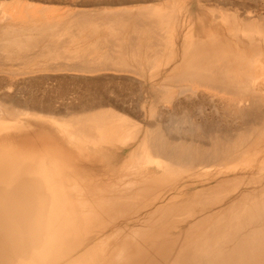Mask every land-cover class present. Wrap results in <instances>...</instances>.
Here are the masks:
<instances>
[{"label":"bare ground","instance_id":"1","mask_svg":"<svg viewBox=\"0 0 264 264\" xmlns=\"http://www.w3.org/2000/svg\"><path fill=\"white\" fill-rule=\"evenodd\" d=\"M200 1L100 0L106 10L49 31L52 47L35 57L20 53L45 39L34 37L38 31L30 39L28 32L3 29L10 39L0 40V264H264V188H253L264 178V95L252 87L258 69L246 57L249 51L263 58L261 29L254 31L250 17L240 26L211 9V28L201 23L195 36L192 25L175 71L147 87L149 122L143 123L140 103L127 104L128 91L141 93L140 82L102 78L112 70L144 74L159 57L174 56L169 31L179 18L164 9H188L193 2L205 9ZM221 27L233 41L218 35ZM36 66L37 73L74 74L46 90L51 74L32 78ZM179 83L177 91L167 88ZM199 86L231 97L207 107ZM66 90L80 103L68 105ZM243 171L246 181L259 177L242 197L227 198L229 209L222 201L207 207L216 192L243 180ZM194 187L188 203H178ZM186 207L188 217L176 218ZM194 213L201 220L190 227ZM218 217L209 228L213 244L198 242L178 257L177 226L190 232Z\"/></svg>","mask_w":264,"mask_h":264},{"label":"rangeland","instance_id":"2","mask_svg":"<svg viewBox=\"0 0 264 264\" xmlns=\"http://www.w3.org/2000/svg\"><path fill=\"white\" fill-rule=\"evenodd\" d=\"M99 1L100 0H0V40L6 39V41H8L10 39V38H4L2 36L3 29H4V33L10 32V31H15V32H19V31L23 32V31H25L26 33L28 32L29 35L32 34V32H33L32 35H34V31L36 30L38 32L35 33L34 37L35 38L38 37L41 40H42V38H45V39H43V41H41L40 43L38 42L39 45L36 44L37 45V46H35L36 48L35 47L34 48H26V49L23 50L24 52L22 51V53H20L22 57H30L33 54H34L33 57H35V56H37L39 54V52L40 53H41V51L42 52H44V51L46 52L49 47H52V45L49 43L50 39H52L50 37L51 35H49V31H50V34H51V33H53L56 30H60L61 28H65V27L71 25L72 22L74 21V19L77 18L80 15H83V14H86V13L89 14V13H94V12H101V11L106 10V9H103L104 6L98 4ZM180 1L185 2L184 4L187 5V2L189 0L188 1L180 0ZM241 1L242 2H240L239 0H234V2H233V0H203V1H200V4L202 2V4H204V6H205V9H199L200 7L197 6V4H195L194 2L189 4L188 9L187 8H185V9H164L169 14L172 13V16H174V17L177 16V19L179 18L178 20H175L173 22V24H170V26H172V29L169 31V32H171L173 34V36L171 35L172 36V42H173L172 48L174 50V53L176 52V54H175L176 56L174 55L175 56L174 57V56H172L170 54V56H172V57H170L171 58L170 59V58L167 57V53L164 54L163 57H159V59L160 58L161 59L158 60V62L156 63V65L157 64L158 65L157 66L155 65L156 67H154V68L152 67L151 69L146 68L145 72H143L144 74H140V72H138V73L137 72L136 73L135 72H131V73L125 72L126 73L125 74L124 71L112 70V71L103 72V74L105 73L107 76L104 74L103 75L104 77H102V74L100 75V73H99V76L102 77V78H107L109 76L115 77L117 79L115 81H118V80L123 81V80L132 79V80H134L132 82H135V81L136 82H140L141 84H139V85H141L140 88L142 89L141 93H140V90H141L140 88L136 89V87H138L139 85L137 83H135V85H134L135 86V90L134 89L133 90L135 91L136 95L138 93H140V94H138L139 96L137 95L138 96L137 97V96L133 95L134 92L130 93L128 91L127 93L130 96L128 98L129 101H127V104L128 105L130 104L129 106L131 108H134V105H136V104L138 105L140 103L141 107L146 111L144 113L143 110H142V112L144 113V115H142V119L145 118L143 120V123H145V121L149 122L148 119H150V116H149L150 112H148V111L150 110V105H151V103L153 101V97L147 91V87H149L152 83H155V84L157 83V85L159 83L160 84L161 83H165L167 81L166 77L168 76V74H170L173 71H175L173 69L176 68V63H178V61H177L178 58L177 57L179 55H182V53H181L182 50L181 49H183L182 48V44L185 43V34L189 31V29L192 27V25H195V24L197 25L195 27V29H194L195 36H197L198 33H200V31H201L200 30L201 29L200 27L202 26L201 23H203V24L206 23L208 29L211 28L210 27V22L213 21L212 12H214L211 9H215L216 14H218V15L219 14H223L224 12H225V14H229V19L232 20L231 17L235 18V19H233V21H235V23L239 22L237 24L238 25L240 24V26L242 25V22H244L245 20H247V19L251 20L252 19L253 21H251V22H253L254 25H255V27L254 26L252 27L254 29V31H257V30H255L256 28L258 30L259 29H261V30L263 29L261 26H263V24H264L263 23L264 22V0H255L257 2H254V0H252V1L250 0L251 1L250 2L248 0L245 3L247 5H245V6H244L243 2H245L246 0L245 1L241 0ZM238 2L240 3V5L237 4ZM252 2H254V3H252ZM241 3H243V5H241ZM207 8H209V9H207ZM214 15H215V12H214ZM245 17L246 18L250 17V19L249 18L246 19ZM243 18H245V19H243ZM186 19L188 21H190L191 24L188 21H186ZM239 19H241V20H239ZM229 21L227 23H230ZM257 22H259L260 24L259 23L256 24ZM207 23H209V24H207ZM230 24H232V23H230ZM237 24H235V25H237ZM257 25H259L260 28H258ZM169 29H170V27H169ZM5 30H6V32H5ZM65 30H67V29H63L62 31H65ZM261 30H259V32H261V34H262ZM218 31L220 32V33H218L219 36H222V38H226V37L230 38L233 41V38L226 31H224L223 28H222V30H218ZM25 32H23V33L26 36ZM212 32H214V31H212ZM241 33H242L241 35H243L242 37L243 38L245 37L244 39H246V41H247V38L244 35L243 31H241ZM20 34H22V33H20ZM40 34L41 35L43 34V36L41 37ZM261 34H260V36L264 37V35H261ZM32 35H30V37L29 36H26V37H28L30 39H34V37ZM45 35H47V36H45ZM256 36H259V33ZM260 36H259V38H261V40H259V41H261V42L259 44L264 45V41H263L262 37H260ZM47 38H48L49 41L47 40ZM75 47H77V45H75ZM5 49H6V47L2 49V53L4 55H7ZM8 49H9V47L6 50H8ZM170 49L171 48H169V50ZM233 50L234 51L236 50V47L234 45H233ZM246 52H247V55H248V56L246 55V57H248V58L252 57V59L255 61L256 67L258 69L257 74H256V80L252 81V84H253L252 87H254L255 91H258V92H260V93H262L264 95V68H259L261 65L264 66V55H263V58H262V56H258L257 54L251 55V53L249 51H246ZM177 53H178V55H177ZM24 55H26V56H24ZM166 57H167V60H166ZM234 57L235 56L232 53L230 58H234ZM152 58H153V56L152 57L150 56V59H152ZM154 58H156V57H154ZM169 59H170L171 62H169ZM131 64L132 63H130V65ZM133 64L131 66L134 67V68H137V67H135L136 65H133ZM10 67L11 68H15V67H12V66H7L6 69H11ZM38 69H39V66H36L35 69L34 68L32 69V71L34 72V75L32 74L33 76L30 75L32 78H36V77H38V75L39 76H49L50 77V74H51V77L45 83V86L48 87V88H45V86H44V89H46V90H53V88H52V87H54L53 85L56 86L60 82L59 81V79H60L59 77L63 76L65 78H70L69 77L70 74H74V72L73 73L66 72L67 74L68 73L69 74L67 75V74L64 73L65 74L64 75V74H62L63 72H61V73L57 72L56 74H54L56 71H45V70H43V71H39L38 73L34 71V70H38ZM40 73H42V74H40ZM78 74L80 75L81 73H77V75ZM55 75H57V77H55ZM75 75H76V72H75ZM141 75H143V76H141ZM84 76H86V75H84ZM95 76H96V74H95ZM54 81H55V83H54ZM56 81H57V83H56ZM136 84L138 86H136ZM184 84H187V83H184ZM180 85H181V83H179L177 85H171V87L168 86L167 88H170V89H173L174 91H177V90H179ZM143 87L146 89L145 91L143 90ZM79 89H80V91H82V90L84 91V89L82 87H80V86H78V90ZM136 90H137V92L138 91L139 92L137 93ZM197 91H198V93L200 92L199 94L201 96L203 94L205 96H207L205 102L206 103H210V104H207V107L220 106L223 103V100L226 101L228 98L231 97L230 94H226L224 92L219 93L218 91H216V89H211V88H208L207 86L206 87L205 86H199ZM66 92H67V90H66ZM71 92L72 91L69 92V90H68L67 93H71ZM71 94L68 95L69 96V98H68L69 102L71 101L70 104H68V99L64 103H66V105L67 104L71 105V103L75 102L73 100H76V103H80L79 101L77 102V100H79L80 97L74 96V95H78V94L76 92H74V94H72V95ZM109 94H112V93H109ZM66 98H58L59 99L58 101L59 102H63L64 99L66 100ZM72 98H76V99H72ZM211 98H212V101H211ZM161 102L162 101L157 100V103H158L159 106H162V107L164 106V109L166 107H168V105L165 106V104H162ZM217 103H218V105H214V104H217ZM61 104H63V103H61ZM63 106H64V104H63ZM170 107H169V109H170ZM167 109H166L165 112L168 111ZM216 115H218V114H216ZM143 116H144V118H143ZM262 116L263 117H262V120L260 121L259 129L263 133L264 132V129H263L264 128V114ZM254 134L256 135V133H254ZM254 134H252V137H255ZM256 136L258 137V135H256ZM262 137L264 139V134H263ZM263 142L260 144L259 149H262V146L264 144ZM259 152L260 151L256 152V154H258ZM260 156H255V157L252 156V158L254 157L256 159V157H257V159H259ZM230 166H232V165H230ZM230 173H228V174H230ZM241 174L244 177L248 173L243 171V172H241ZM249 176L250 177H248L249 179L247 181H246V178L244 177L243 180H239L237 182L235 181L234 183L233 182L232 183L229 182V183H231L230 187L228 188L229 190H225L224 192H221V193L220 192H216L217 195L211 196L210 200H212V203L207 205V207H212L215 204V202H219V201L221 202L222 201L223 203H221V204H224L225 207L228 206V209H229V207L231 206L230 205L231 200H228L227 198H229L230 196H234L235 193H236V195L240 193L238 196H235V202L237 200H239L242 197V195H243V190H245V188L248 186V182L251 184V183L256 182L257 179H259L257 184H255L253 186V188H258V191L260 189L264 188V180H262V179H264L263 177H259L257 175H249ZM257 177H259V178H257ZM246 182H247V185H246ZM211 184H213V182H211ZM249 186H251V185H249ZM199 187L201 188V186H199ZM198 189L196 187H194V189H187L186 192H185L186 193L185 196L184 195L183 196L179 195V197L177 198L178 203L180 202L183 205L187 204L188 202H185V201H187V199H189L190 196H192V193L193 192L195 193ZM262 192H263L262 194H264V191H262ZM225 199H227L226 202L223 201ZM252 200L254 201V199H249L248 201L251 203ZM249 205H247V206H249ZM228 209L226 208V212L228 211ZM187 211H188V209L186 207V209L184 211H182L179 214H177L176 218H179V220L187 218L188 217L187 216L188 215ZM199 216H201V215H199L198 213H194L193 217H189L190 221H191L190 222V227L193 224L196 225L197 218H198L197 222L201 220V218H199ZM220 217H218L217 219H215V218L208 219L207 221H205V222H208V223L205 224L203 227H201L200 229H196L194 231H190V232L186 231L187 229H184V225H178L177 226V230H178L177 254H178V257L182 258L183 253L185 252V250L187 248L188 249H189V247L193 248L198 242H201V241L205 242V246H207V248H209L208 245H207V241H208V244L212 245L213 243L211 242V240L216 236L215 234H211V232H210L211 230H209V228H210L211 225H214L216 222L220 221L219 220ZM183 232L184 233L188 232L189 236H190V239L188 237V240H185L184 239L185 235H183ZM212 248H214V246ZM192 263L194 264V262H192ZM231 264H235V263H231Z\"/></svg>","mask_w":264,"mask_h":264}]
</instances>
